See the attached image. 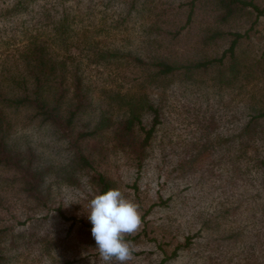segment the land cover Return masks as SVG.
<instances>
[{
	"label": "rangeland",
	"instance_id": "1",
	"mask_svg": "<svg viewBox=\"0 0 264 264\" xmlns=\"http://www.w3.org/2000/svg\"><path fill=\"white\" fill-rule=\"evenodd\" d=\"M9 1L0 0V7ZM252 1L263 8L261 12L247 5L226 16L217 0L67 1L75 14L72 40L81 47V52L72 49L75 58L69 61L81 62L92 103L69 137L32 117L31 110L10 113L12 142L33 152L35 163L46 173L40 195L34 197L16 171L0 165V228H7L6 237L13 240L5 243V264H103L87 214L98 191L91 183L96 172L141 206L142 225L127 237L136 245L128 264H264L261 214L254 220L245 212L227 217L219 212L231 194L230 163L218 162L219 144L233 130L238 109L264 104V0ZM28 17L8 20L0 15V67L18 58L26 42L18 31L16 40L5 42L1 34L11 33L3 28L17 29L21 18ZM231 32L242 33L235 47L237 73L224 57L222 63L190 75L176 71L157 85L149 76L153 69L138 65L134 58L182 63L217 57L234 37ZM114 50L119 53H108ZM111 91L128 95L146 91L159 106L161 121L145 162L138 168L130 148L121 146L109 127L84 141L92 168H74L70 157L76 132L85 128V122L92 125L100 109L117 114L116 106L111 110L108 104ZM139 115L149 127L152 113L140 108ZM250 182L248 193L258 195L254 199L262 203L264 190H256L258 185L263 188L262 176L255 186ZM231 190L232 200L239 201L241 187ZM204 218H209V227L171 255ZM243 224L248 229L244 246L224 236Z\"/></svg>",
	"mask_w": 264,
	"mask_h": 264
},
{
	"label": "trees",
	"instance_id": "2",
	"mask_svg": "<svg viewBox=\"0 0 264 264\" xmlns=\"http://www.w3.org/2000/svg\"><path fill=\"white\" fill-rule=\"evenodd\" d=\"M68 0H10L0 7V15L9 19L28 15L27 20H20L19 28L10 26L11 34H1L5 42L16 40L19 32L25 37L26 42L19 49L18 58L12 63L0 67V165L14 170L19 174V179L26 192L34 197L40 195L39 191L45 182L46 170L35 163V156L31 151H24L15 146L11 140V128L13 120L10 113L21 109L31 110L32 117L51 125L61 136L69 137L73 134L79 119L84 112H89L92 103L90 88L84 81L83 68L80 61H75L72 49L81 47L77 41L72 40L73 22L75 14L72 13V5ZM223 8V16L230 15L241 7L253 6L258 12L260 8L252 0H217ZM62 5V6H59ZM26 22V23H25ZM18 31V32H17ZM18 33V34H19ZM229 45L220 56L203 58L195 61L175 63L164 58L146 61L140 56H135L138 65H147L153 71L149 73L151 81L161 85L166 76L176 71L190 75L199 69H206L215 63H222L224 57L229 58L231 70L239 72L240 66L236 56L235 47L237 40L242 36L241 32H231ZM20 37V38H21ZM52 43L57 47L52 48ZM58 49V50H57ZM101 57L105 55L99 51ZM58 53L63 54L59 56ZM117 54L118 50L112 52ZM110 91V90H109ZM143 93V92H142ZM109 106L113 110L116 106L117 114L113 115L107 110L100 109L93 119V124H87L85 128L76 132L72 141V154L70 164L74 168H92V156L85 152V143L90 138L97 137L103 130L112 128L114 138L121 146L130 148L134 154L138 168L145 162L146 150L150 145L156 125L160 123L159 106L152 102L150 95L144 91L142 95L126 94L118 91L108 93ZM140 108L152 113L151 124L145 127L139 115ZM234 127L229 136L224 137L220 145V162L230 163L231 188L238 186L241 191L239 201L234 202L232 195L234 190L230 188V196L220 205L219 212L222 217L229 214L235 215L238 211L250 214L254 220L259 213L264 220V201L261 203L254 199L258 195L248 193L246 184L249 181L255 186V180L262 176L264 184V104L260 106L250 105L246 110H239L234 114ZM139 133L142 134L139 137ZM207 146V145H206ZM91 183L98 189L97 194L114 187V181L101 172H96L91 178ZM256 190H264L258 188ZM260 194V192H258ZM264 200L263 196L260 197ZM261 203V204H260ZM260 205V207L258 206ZM253 220V221H254ZM246 224L241 228L227 232L224 236L233 238V242L242 243L248 236ZM209 227V218L201 220V226L194 233H188L182 244H177L171 252L176 254L178 248H185L192 243L197 233ZM264 229V222H263ZM7 228H0V264H5L4 248L6 247ZM13 241L12 238L9 240ZM264 241V232H263ZM164 260V259H163Z\"/></svg>",
	"mask_w": 264,
	"mask_h": 264
},
{
	"label": "clouds",
	"instance_id": "3",
	"mask_svg": "<svg viewBox=\"0 0 264 264\" xmlns=\"http://www.w3.org/2000/svg\"><path fill=\"white\" fill-rule=\"evenodd\" d=\"M88 219L103 264H128L136 245L128 236L142 225V211L138 202L128 198L117 187L95 195L89 203Z\"/></svg>",
	"mask_w": 264,
	"mask_h": 264
}]
</instances>
